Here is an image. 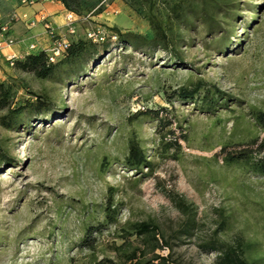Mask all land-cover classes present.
Segmentation results:
<instances>
[{
  "label": "rangeland",
  "instance_id": "1",
  "mask_svg": "<svg viewBox=\"0 0 264 264\" xmlns=\"http://www.w3.org/2000/svg\"><path fill=\"white\" fill-rule=\"evenodd\" d=\"M89 1L93 13L104 11L74 16L72 34L62 4L51 15H32L19 0H0V24L14 27L20 46L28 44V27L42 29L45 36L33 40L30 53L50 48L52 40L43 24L30 27L17 14L47 16L59 39L109 44V54L99 53L85 76L69 82L64 74L42 81L0 65L13 108L45 94L55 109L37 119L0 113V147L15 160L0 167V264H119L115 246L124 243L125 230L144 222L171 244L155 253L171 262L218 264L216 251L201 248L218 231L224 242L242 239L248 260L264 264V175L221 155L225 147L251 149L256 139L254 149L264 146V129L251 116L264 112V0H221L211 28L193 18L182 30L181 63L160 49L120 47L112 28L151 37L149 23L122 0ZM164 1L162 10L175 0ZM200 82L196 102L178 97ZM207 90L227 96L216 111L201 110ZM143 112L161 119L138 115ZM131 140L150 168L127 167ZM181 199L196 216L191 237L181 235L187 219L177 206ZM131 242L154 256L143 239Z\"/></svg>",
  "mask_w": 264,
  "mask_h": 264
},
{
  "label": "trees",
  "instance_id": "2",
  "mask_svg": "<svg viewBox=\"0 0 264 264\" xmlns=\"http://www.w3.org/2000/svg\"><path fill=\"white\" fill-rule=\"evenodd\" d=\"M127 3L135 12L143 15L144 19L149 23L152 36L148 37L134 32H122L118 28H112L114 38L118 40V44L123 49L131 48L133 51H152L160 49L170 56L171 63H181L183 60L178 53V48L183 40L182 30L191 25L192 19L200 18L213 26V21L218 11L225 4L221 0H175L161 9L160 3L163 0H122ZM65 9L77 17L88 16L96 9L94 5H90L89 0H59ZM104 11L100 7L93 15H99ZM101 46V50L92 53L91 49ZM109 44H96L93 41L79 40L77 42L70 41V47L64 57L57 63L50 62L45 51L38 53H30L23 59L16 60L15 69L21 73L30 74L38 80H49L56 76L65 75L68 82L74 81L85 76L89 71V63L96 60L99 53L109 54ZM204 82H200L196 86L187 87L177 92L178 97L182 101H197V95L204 87ZM212 94V95H210ZM33 95V94H31ZM226 100L227 96L217 90L211 93L207 90L201 101V110L205 112L216 111L217 104L220 100ZM7 111L4 118L14 120L18 115L29 112V119L42 118L55 112L50 106L47 95H34L33 98L27 100L23 106L13 108L12 86L6 82H0V113ZM139 116H150L157 120L161 119L160 114L151 116V112L139 113ZM253 119L264 129V112L253 110L251 112ZM258 140H253L249 147L251 149L230 151L224 148L221 155L226 163L245 162L256 173L264 175V146H258ZM255 155H258L255 158ZM15 160L4 154L0 147V167L3 163L13 164ZM125 164L129 168L141 170L143 167H151V163L147 160L146 154L141 149L136 140H131L129 147V155ZM178 208L187 214L186 224L181 231V235L191 237L196 229V216L193 212V206L188 205L185 200L181 199L177 202ZM108 218L114 220V212L110 208L107 210ZM218 231L214 237L202 244L201 248L205 251H216L218 254V264H256L248 260L245 254L247 244L242 239L235 243H228L218 238ZM138 236L143 239L147 246L151 248L153 257L147 258V251L140 247H133L131 238ZM159 227L154 223L144 222L135 226L134 232L125 230V234L121 236L124 243L121 246H115L116 251L120 254L121 260L119 264H180L179 262H171V256L164 257L155 253L164 248L171 247L168 241L164 244L159 239ZM91 248V243L87 244ZM132 247V248H131ZM158 262V263H156ZM99 264H103L100 262Z\"/></svg>",
  "mask_w": 264,
  "mask_h": 264
},
{
  "label": "built area",
  "instance_id": "3",
  "mask_svg": "<svg viewBox=\"0 0 264 264\" xmlns=\"http://www.w3.org/2000/svg\"><path fill=\"white\" fill-rule=\"evenodd\" d=\"M10 1V0H9ZM20 5L22 7L30 8L36 5L38 2L42 3H54L58 2L59 0H19ZM15 20H24L27 22V24L30 27H34L36 24L41 23L45 27L46 31L49 33L52 43L49 46L50 48H47L44 50L51 63L55 64L57 63L60 59H62L67 52V50L70 47V40H65L62 38H57L54 29L49 22V18L43 14H41L40 17H38V20L36 18L29 17L28 14H17L14 18ZM74 21V15L71 14L68 16V26L70 27V33L74 34V28H71V25H73ZM13 32V26L11 24H0V49L3 47H14L18 44L17 40L13 37L12 35ZM93 37V35H90ZM36 49V44H32L30 46V50H35ZM19 58L16 55H7V56H2L0 53V63L4 62L7 66L10 68H15V63L16 60Z\"/></svg>",
  "mask_w": 264,
  "mask_h": 264
},
{
  "label": "crops",
  "instance_id": "4",
  "mask_svg": "<svg viewBox=\"0 0 264 264\" xmlns=\"http://www.w3.org/2000/svg\"><path fill=\"white\" fill-rule=\"evenodd\" d=\"M58 4L61 3H51V4H44L41 3V5L39 6V8L35 7V5L32 7V15H34L35 13H38L39 11H45L46 13H48V15L53 14L56 10H59L60 7ZM56 6V7H55ZM34 13V14H33ZM30 30V37L29 39L26 41L28 42L27 46L22 47L20 46V44H17L14 47H3L2 49H0V53L2 54V56H7V55H16L19 59H23L26 55L30 54V51H28L29 46H31L34 43V39L41 37L42 39L44 38L45 35H43V31L40 28V26H37L35 28H29ZM14 30V27H13ZM33 42V43H32ZM48 46L51 45L52 41L47 40ZM4 62H1L0 65L1 67H4Z\"/></svg>",
  "mask_w": 264,
  "mask_h": 264
}]
</instances>
